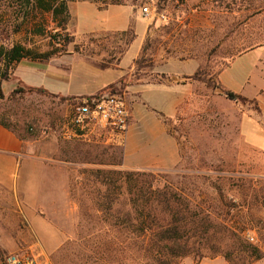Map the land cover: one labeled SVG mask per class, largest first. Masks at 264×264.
<instances>
[{
	"label": "rangeland",
	"instance_id": "rangeland-1",
	"mask_svg": "<svg viewBox=\"0 0 264 264\" xmlns=\"http://www.w3.org/2000/svg\"><path fill=\"white\" fill-rule=\"evenodd\" d=\"M105 2L69 5L71 55L44 64L23 61L11 81L1 84L5 99L0 118L29 149L48 159H22L15 187H0L4 258L33 264H113L104 248L110 238H104L107 226L96 219L85 193V178L98 170L159 174L196 203L207 199L215 205L221 193L244 204L251 200V188L259 205L245 212L262 220L258 226L264 234V0H131L133 7ZM146 6L148 17L141 14ZM130 27L137 37L118 64L115 50L125 46L115 35ZM147 39L158 42L154 60L151 67L136 71L134 62ZM15 40L24 41V35ZM31 43L41 50L48 47L38 38ZM75 47L81 53H74ZM99 63L117 69L101 71L95 67ZM199 68L203 78L248 102L232 103L219 90L187 81L186 75ZM176 84L185 86L178 91L185 100L175 111L183 98L161 86ZM20 88H44L49 95L10 98ZM101 93L120 95L131 112L127 163L170 161L172 143L165 126L177 144L179 164L169 172L129 170L123 164L124 145L65 140L63 126L74 105ZM67 95L79 97L63 102L72 98ZM29 127L35 128V137ZM178 264L229 263L221 257H189ZM251 264H264V259Z\"/></svg>",
	"mask_w": 264,
	"mask_h": 264
},
{
	"label": "trees",
	"instance_id": "trees-1",
	"mask_svg": "<svg viewBox=\"0 0 264 264\" xmlns=\"http://www.w3.org/2000/svg\"><path fill=\"white\" fill-rule=\"evenodd\" d=\"M76 1L0 0V101L5 99L1 84L11 81L14 70L23 61L44 64L71 55L68 50L73 43V37L68 33L69 5ZM105 4L111 7L134 6L131 0H106ZM19 35H24L25 40H15ZM115 37H119L125 46V49L115 50L120 55V64L137 36L130 27ZM33 38L47 41V49L36 48L31 43ZM156 43L147 39L142 45L139 58L134 62L136 71L151 67ZM74 53H81V50L75 47ZM95 67L101 71L117 69L106 63ZM202 76L205 75L199 68L186 80L204 84L213 91L219 90L232 103L248 102L247 98L224 90ZM26 93L49 95L44 88H20L14 90L10 98ZM72 99L77 98H62V101ZM161 118L165 124L169 123L163 116ZM0 126L20 141L25 140L5 119L0 118ZM34 129L29 127L28 132L35 137ZM85 181L87 205L99 223L107 226L104 238H110L105 240L108 242L104 248L110 253L113 264H178L189 257L196 260L221 257L229 264H251L264 259L261 246L264 234L258 226L262 220L245 212L259 205L260 198L251 188L250 202L243 204L236 199L224 198L220 193L221 198L214 205L207 199L196 203L161 175L149 171L98 170L90 172ZM200 196L195 199L199 200ZM82 207L79 204V208ZM4 255L0 252V264H6Z\"/></svg>",
	"mask_w": 264,
	"mask_h": 264
},
{
	"label": "built area",
	"instance_id": "built-area-1",
	"mask_svg": "<svg viewBox=\"0 0 264 264\" xmlns=\"http://www.w3.org/2000/svg\"><path fill=\"white\" fill-rule=\"evenodd\" d=\"M144 17L149 7L141 10ZM131 123V112L124 99L115 93H103L80 100L63 126L65 140H82L106 145L122 146ZM6 264L23 263L17 258H7Z\"/></svg>",
	"mask_w": 264,
	"mask_h": 264
},
{
	"label": "crops",
	"instance_id": "crops-1",
	"mask_svg": "<svg viewBox=\"0 0 264 264\" xmlns=\"http://www.w3.org/2000/svg\"><path fill=\"white\" fill-rule=\"evenodd\" d=\"M145 34H146V31H145ZM145 34H144V38H145ZM141 46L142 44L140 45V48ZM190 76L186 75V77H190ZM161 87L167 90H171L172 92H177L176 95L178 96H181L180 94H178V91L185 89V86H178L177 84L174 85V87H168L164 85H162ZM90 96H94V95H90ZM65 97H79V96L67 95ZM181 97L183 99H181L180 101L176 103L175 111L177 110L178 106L181 103H183V101L185 100V95ZM163 132L171 140V143H172L171 144L172 152L170 155V161H168L167 163L156 162L154 165H151V166H148V165L132 166L131 164L127 163V156L128 154H130L131 151L128 148V146H126V138H127V133H126L125 142L123 144L124 145V159H123L124 167L129 170H158V171H165V172H169L173 170L179 164V161H180L178 147H177L175 140L167 134L165 126H164ZM29 147L31 146L24 144L12 132H9L8 130L0 126V187L8 188V189L15 187V181L18 176V170L22 162V159L26 158V159H31L33 161H48L47 158L40 157L38 154H36V152H34V149H29ZM46 178L48 180H51V182L53 183L56 182L53 177L50 178L46 176Z\"/></svg>",
	"mask_w": 264,
	"mask_h": 264
}]
</instances>
